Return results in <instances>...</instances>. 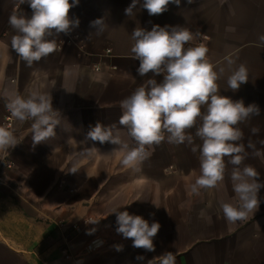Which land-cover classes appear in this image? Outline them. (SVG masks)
Listing matches in <instances>:
<instances>
[{
  "label": "crops",
  "instance_id": "0c3cea01",
  "mask_svg": "<svg viewBox=\"0 0 264 264\" xmlns=\"http://www.w3.org/2000/svg\"><path fill=\"white\" fill-rule=\"evenodd\" d=\"M142 3L127 16L131 0H79L69 11L79 26L54 35L55 50L29 67L11 48L15 33L8 21L14 10L30 17L31 8L19 0H0V90L45 92L59 111L55 135L36 145L31 121L21 124L14 118L19 144L0 150L9 152L13 163L0 183V264H147L165 251L176 255V264H264V189L257 211L228 223L219 207V201L232 202L235 196L233 165L227 157L224 180L194 194L191 185L200 175V152L194 153L187 142L165 140L148 148L150 156L136 171L121 166L118 146L85 141L97 122L116 123L122 140L134 145L127 128L118 124L119 101L152 74H137L131 33L137 26L151 30L156 24L179 25L194 36L185 47L203 43L209 59L225 67L217 81L220 94L259 107L260 115L237 127L243 132L239 143L245 146L241 167L251 165L264 181V47H257L258 36L264 34V0H181L179 7L170 3L158 15H149ZM100 17L106 30L96 35L90 22ZM228 54L236 61L233 69L243 63L248 70V82L237 91L227 85L231 69L223 57ZM155 78L159 82L163 76ZM9 114L0 99V126ZM252 128H258V134ZM195 130L188 131L199 145ZM249 140L261 155L248 148ZM86 147L96 151L82 154ZM113 207L160 223L154 252L134 248L132 239L116 233ZM90 220L100 221L85 223ZM92 228L96 231L88 234ZM95 238L105 245L89 253L86 248ZM117 244L122 251L115 250ZM137 255L145 259L138 261Z\"/></svg>",
  "mask_w": 264,
  "mask_h": 264
},
{
  "label": "clouds",
  "instance_id": "9594fccd",
  "mask_svg": "<svg viewBox=\"0 0 264 264\" xmlns=\"http://www.w3.org/2000/svg\"><path fill=\"white\" fill-rule=\"evenodd\" d=\"M193 2L187 0L188 4ZM19 3L29 5L31 16L16 10L10 14L8 23L15 33L11 37V48L31 67L55 50L54 35L68 34L79 26L78 18L69 17L70 9L78 5L79 0H72L71 3L69 0H19ZM170 3L179 7L181 0H143L141 7L149 15H158L167 11ZM138 4L141 0H131L125 14L132 16ZM90 26L95 29L96 35H102L106 30L104 17L91 21ZM193 38L189 29L179 25L161 27L156 24L151 30L139 26L133 29L131 53L132 58L139 61L136 72L140 77L152 74L151 78L144 80L130 95L119 101L122 114L118 124L127 128L129 137L135 143L130 145L122 140L116 123L105 126L100 122L90 128L85 141L110 142L118 146L121 166L136 171L150 156L148 148L165 140L174 145L187 142L193 145L191 150L194 153L200 152V175L191 185L194 194H199L201 189L216 188L224 180L227 157L228 163L233 165L230 180L235 196L232 202L219 201V207L228 223H236L257 211L261 202L259 193L264 189V181L254 167H241L246 156L244 144L239 143L243 132L237 127L250 117L260 115V109L254 103L245 106L242 99L234 101L220 94L217 81L225 72V67L209 59V50L203 43L185 47ZM257 47H264V34L258 36ZM223 61L231 69L227 77L228 89L237 91L241 84L248 82L247 67L241 63L233 69L236 61L232 54L225 55ZM160 75L163 79L158 82L155 77ZM0 99L5 101L6 109L15 120L21 124L31 121L34 145L55 135L59 111L53 108L52 97L47 93L28 90L26 95H22L4 88L0 90ZM194 127L195 136L202 142L199 145H194V138L188 131ZM251 131L255 135L259 129L252 128ZM260 143L264 145V140ZM17 144L14 129L0 126V150L7 151ZM248 148L255 156L261 155L251 140ZM95 151V147H86L81 152L91 156ZM71 172L77 170L72 169ZM120 208L111 209V214L116 216V233L125 239H132L134 248L154 252L153 240L159 232L160 223L153 221L150 224L141 215L120 211ZM99 221L85 223L96 225ZM95 231V228L89 229L88 234ZM113 247L116 251L123 250L119 244ZM136 259L143 261L145 257L137 255ZM156 262L176 264V255L165 251L148 260L147 264Z\"/></svg>",
  "mask_w": 264,
  "mask_h": 264
},
{
  "label": "built area",
  "instance_id": "2783aa9c",
  "mask_svg": "<svg viewBox=\"0 0 264 264\" xmlns=\"http://www.w3.org/2000/svg\"><path fill=\"white\" fill-rule=\"evenodd\" d=\"M13 124H14V118L11 116V114H9L5 118L2 126L13 129ZM12 168H13V163L11 161L9 152H3V153L0 152V183L5 181V171ZM104 245L105 243L101 238H95L88 244L86 250L89 253H93L102 249Z\"/></svg>",
  "mask_w": 264,
  "mask_h": 264
}]
</instances>
